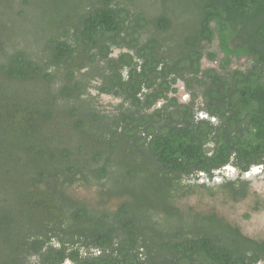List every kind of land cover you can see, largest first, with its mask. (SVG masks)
<instances>
[{
    "label": "trees",
    "instance_id": "obj_1",
    "mask_svg": "<svg viewBox=\"0 0 264 264\" xmlns=\"http://www.w3.org/2000/svg\"><path fill=\"white\" fill-rule=\"evenodd\" d=\"M1 7L0 264H264L263 239L175 205L196 188L245 198L243 173L264 172V0Z\"/></svg>",
    "mask_w": 264,
    "mask_h": 264
},
{
    "label": "rangeland",
    "instance_id": "obj_2",
    "mask_svg": "<svg viewBox=\"0 0 264 264\" xmlns=\"http://www.w3.org/2000/svg\"><path fill=\"white\" fill-rule=\"evenodd\" d=\"M2 0H0V9ZM8 16L7 13H0ZM207 51L216 54V59L211 60L206 57L202 58L201 65L203 67L217 65V60L221 56V52L218 46V39L213 37L210 44L205 45ZM118 50H114L113 55H116ZM244 58L235 60L231 67H243ZM95 85V81L92 82ZM177 94L179 101L183 102L188 100L189 94L186 92L182 83L177 84ZM90 96H93V102L99 109H109L111 103H115V99L106 94H98L93 88H89L88 92ZM86 93V94H87ZM85 94V95H86ZM202 116L203 114H199ZM223 174L227 178H235L237 176L236 170L227 166L223 171ZM243 178L250 180L249 191L245 198L238 200H231L225 196L216 193L215 195H209L208 192H204L201 188H196L195 192L188 194L182 199L175 202L180 208L191 207L196 211H214L218 215L224 217L230 223L239 227L241 232L249 237L263 239L264 240V172L261 171V167L254 166L248 172L242 175ZM205 178L199 179V182H205ZM221 181L219 176L215 177L213 182L217 183ZM75 193L82 197L89 199L96 198V186H88L84 183L75 184ZM118 199H111L108 205L115 204ZM64 264H70L66 262Z\"/></svg>",
    "mask_w": 264,
    "mask_h": 264
},
{
    "label": "flooded vegetation",
    "instance_id": "obj_3",
    "mask_svg": "<svg viewBox=\"0 0 264 264\" xmlns=\"http://www.w3.org/2000/svg\"><path fill=\"white\" fill-rule=\"evenodd\" d=\"M112 55H113V53H112ZM201 61H202V59H201ZM218 65H215V67H217ZM207 67H212V66H207ZM207 67H203L201 64H200V69H205V68H207ZM242 68V67H241ZM182 83L183 84V87H184V83L182 82V80H179V79H177L175 82H174V84L172 85L173 87H175L176 88V92L174 93V94H172V93H169L170 95H174V96H176V94H177V90H178V88H177V84L178 83ZM185 88V87H184ZM188 94H189V92L188 91H186ZM169 95V96H170ZM111 96V95H110ZM177 97V96H176ZM114 98V97H113ZM115 99V103H111V104H116L117 102H119V99H116V98H114ZM177 99H178V97H177ZM191 100V97H190V94H189V98H188V100H186V101H183V102H189ZM178 101H179V99H178ZM197 101L198 100H196L195 99V104H197ZM163 101L162 100H158L156 103H155V107L156 106H159L161 103H162ZM179 102H181V101H179ZM200 116V115H199ZM259 167H261V166H259ZM246 173V172H245ZM244 174V173H243Z\"/></svg>",
    "mask_w": 264,
    "mask_h": 264
}]
</instances>
